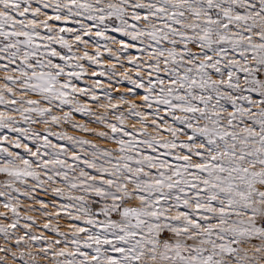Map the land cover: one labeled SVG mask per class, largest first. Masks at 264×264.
I'll return each mask as SVG.
<instances>
[{
	"label": "snow or ice",
	"instance_id": "1",
	"mask_svg": "<svg viewBox=\"0 0 264 264\" xmlns=\"http://www.w3.org/2000/svg\"><path fill=\"white\" fill-rule=\"evenodd\" d=\"M5 129L0 264H264V0H0Z\"/></svg>",
	"mask_w": 264,
	"mask_h": 264
},
{
	"label": "rangeland",
	"instance_id": "2",
	"mask_svg": "<svg viewBox=\"0 0 264 264\" xmlns=\"http://www.w3.org/2000/svg\"><path fill=\"white\" fill-rule=\"evenodd\" d=\"M70 27H75V25H69ZM87 39V38H86ZM89 51H94V49L90 48ZM106 55V54H105ZM87 67V65H86ZM93 79H100L101 82L105 85V89H107L108 85H109V81L105 78V77H90V76H85V78L81 81H77V84L80 86V87H85L87 86L88 84H90L92 82ZM115 87V85H113ZM126 87H128V85H123V86H120V89L121 91H123ZM67 110V109H65ZM75 119L78 123H82V122H86L89 120L88 117H84L80 114H76L75 116ZM23 127H26V125H22ZM91 127H97L96 125H90ZM37 129H39L41 126H35ZM55 131H59V129H54ZM66 130L69 132L70 135H78V136H83L84 134L83 133H80V132H77V131H73L70 127L66 128ZM4 132H7V130H3V132H0V135L4 134ZM10 136H15L14 133H8ZM85 138L87 139H94V137L92 136H86ZM51 139L53 140V142H57L55 137H51ZM24 143H28L29 146H32L34 147V145L31 144V141L29 140H25ZM60 143H66V142H63L61 141ZM7 146V145H5ZM102 146H105V147H114V145L112 144H102ZM13 151H18L20 152L22 155H26L23 151V149H12ZM23 199V198H21ZM3 209H0V211H2Z\"/></svg>",
	"mask_w": 264,
	"mask_h": 264
}]
</instances>
